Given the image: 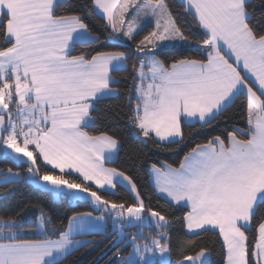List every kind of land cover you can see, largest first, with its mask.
Here are the masks:
<instances>
[{"label": "snow or ice", "instance_id": "1", "mask_svg": "<svg viewBox=\"0 0 264 264\" xmlns=\"http://www.w3.org/2000/svg\"><path fill=\"white\" fill-rule=\"evenodd\" d=\"M179 7L183 23L168 0H0V158L17 165L0 169V183L25 179L90 209L73 211L66 225L31 202L0 216V264H60L89 243L78 236L102 232L108 221L106 264H171L163 258L172 255L177 220L192 237L211 233L224 264H264V0ZM83 9L102 21L113 47L75 52L103 47ZM129 60L121 92L113 73ZM120 95L129 136L157 151L183 143L186 126L217 122L237 100L239 121L196 143L178 166L133 149L164 201L153 207L130 172L106 166L119 154V136L90 131L96 104ZM118 187L131 198L109 199ZM33 206L39 215L24 220ZM174 208L182 217L169 214ZM33 232L40 238H22ZM211 250L189 239L175 264H208Z\"/></svg>", "mask_w": 264, "mask_h": 264}, {"label": "trees", "instance_id": "2", "mask_svg": "<svg viewBox=\"0 0 264 264\" xmlns=\"http://www.w3.org/2000/svg\"><path fill=\"white\" fill-rule=\"evenodd\" d=\"M172 5L174 13L178 15V19L183 23V19L180 16L181 9L179 7L180 2L178 0H168ZM82 14L86 16V9L81 10ZM86 22L89 26L101 35L103 47L101 45H86L81 44L76 47L75 52L78 53L81 49L95 48L103 50L104 48H111L113 44L104 40L105 33L102 28V21L97 17L87 18ZM147 29L141 33V37L146 34ZM75 54V53H74ZM131 63L129 60L126 70L114 72L113 75L117 81L113 87H117L123 92L128 83L131 81ZM240 101L237 100L236 104L232 108L228 109L223 116L219 118L217 122L212 125L200 127L199 124L191 127L186 126L184 128L185 139L181 144L169 145L162 151H157L151 146L145 147L139 144L131 136H129V129L127 127L126 120V101L124 95L110 97L102 99L96 104V109L93 116L96 117L97 123L92 130L105 129L109 132H113L119 136L122 141V147L119 154L113 162L107 164L109 167H116L130 172L132 177L137 182L140 191L144 194L145 203L149 202L148 198L151 197V203L153 207H159L163 205V199L157 200V195L153 191L150 184V177L146 174L147 168L142 167L133 149H139L143 152L149 153V159L153 161H163L171 163L174 166H178L180 159L184 154L196 143L203 142L209 136L216 135L223 129L231 127L233 123L239 121V115L237 114V106ZM227 118V119H226ZM13 167L16 169L17 165L6 158H0V169H6ZM26 165H21L20 170L23 171ZM106 196L107 193H104ZM119 197L122 200L130 199L129 193L123 188L118 187L115 196H109V199H116ZM31 202L33 205L43 207L44 210L49 213L54 220L58 223L63 220L66 225V218L73 214V211H87L90 210L86 201H78L75 204L69 201H56L54 198L46 192L38 190L34 185L30 184L27 180L21 179L13 184H0V216H8L15 212L20 211L21 207ZM98 214V213H97ZM174 218L182 217L183 210L172 209L169 212ZM39 215L38 207H28L24 210L22 218L24 220L34 219ZM146 231H150L148 227L144 228ZM130 230V229H128ZM135 231V229H132ZM113 228L111 227V221H108L104 231L97 232L91 235H85L84 238L89 241L85 246L80 247L78 250L72 252L66 259H62L60 264H106L112 252H107V255H103L110 246L112 240ZM170 236L172 241L173 252L170 256L171 264H175L177 259V253L181 243H186L189 239H196L203 243H206L211 247V252L208 256V264H224V256L221 250L220 244H214L215 237L211 233L203 234L199 237H192L187 234L186 229H183L179 221H175L170 228ZM25 239H39L40 236L36 233L22 235ZM131 246L125 249V255L131 252Z\"/></svg>", "mask_w": 264, "mask_h": 264}, {"label": "rangeland", "instance_id": "3", "mask_svg": "<svg viewBox=\"0 0 264 264\" xmlns=\"http://www.w3.org/2000/svg\"><path fill=\"white\" fill-rule=\"evenodd\" d=\"M53 198H54V197H53ZM54 200H56V201H60V200H57V199H55V198H54ZM72 203L75 204L76 202L74 201V202H72ZM111 227L113 228V226H112V222H111ZM137 230H138V229H135V231H137ZM128 231L131 232V231H133V230L130 229V230H128ZM143 231L145 232V234L148 233V231H146L145 229H143ZM131 251H132V249H131ZM156 259L159 261L161 258H160V257H157ZM163 259H164V260H170V257H167V256H166V257H164Z\"/></svg>", "mask_w": 264, "mask_h": 264}, {"label": "crops", "instance_id": "4", "mask_svg": "<svg viewBox=\"0 0 264 264\" xmlns=\"http://www.w3.org/2000/svg\"><path fill=\"white\" fill-rule=\"evenodd\" d=\"M178 1L180 2V0H178ZM106 166H107V165H106ZM108 167H109V166H108ZM0 184H3V183H0ZM150 184H151V183H150ZM151 186H152V185H151ZM152 188H153V187H152ZM105 228H106V227H105ZM105 228H104V230H105ZM104 230H103V231H104ZM189 235H190V234H189ZM84 236H85V235H84ZM84 236H82V237L78 236L77 239H81V240H85V241H87V239H85Z\"/></svg>", "mask_w": 264, "mask_h": 264}]
</instances>
